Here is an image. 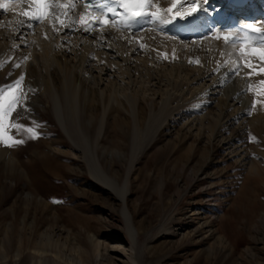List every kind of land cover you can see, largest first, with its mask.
I'll return each instance as SVG.
<instances>
[{"label":"rangeland","instance_id":"1","mask_svg":"<svg viewBox=\"0 0 264 264\" xmlns=\"http://www.w3.org/2000/svg\"><path fill=\"white\" fill-rule=\"evenodd\" d=\"M20 58L19 67L0 65L3 111L19 98L3 120L10 139H0V264H264V129L234 119L209 141L190 130V104L178 100L147 130L159 107L146 93L141 124L131 109L105 115L101 103L92 113L83 101L80 122L66 116L69 135L39 70ZM212 96L208 111L217 113ZM256 114L254 105L249 117ZM229 140L247 153H231ZM89 141L105 172L129 181L135 243L123 203L90 173Z\"/></svg>","mask_w":264,"mask_h":264},{"label":"bare ground","instance_id":"2","mask_svg":"<svg viewBox=\"0 0 264 264\" xmlns=\"http://www.w3.org/2000/svg\"><path fill=\"white\" fill-rule=\"evenodd\" d=\"M137 2L0 0L7 5V10L0 7V65L10 61L17 66V58L22 57L20 62L27 70H39L40 90L52 96L54 111L69 135L66 116L71 113L80 122L83 101H90L92 113L101 103L105 115L114 109H131L141 124L146 93L158 96L152 104L159 107L150 116L147 130L178 100L190 104L185 115L190 130L209 141L228 128L220 132V126L234 119L240 128L264 129V58L260 55L264 43L254 35L241 40L247 34H264V9L242 11L228 0H151V6L139 9ZM37 3L45 13L42 21L24 15L33 12ZM123 4H129L130 10ZM195 16L198 20L193 23L190 20ZM231 16H239L240 24L228 29ZM186 25L194 28L182 31ZM188 31L193 34L187 35ZM210 94L215 97L217 113L208 111ZM254 105L257 114L249 117ZM226 142L231 153L243 155L244 147L238 141ZM87 150L92 177L123 203L122 214L135 243L137 231L127 204L129 181L121 184L105 172L90 141ZM7 154L17 161L13 153ZM38 263L49 264L44 257Z\"/></svg>","mask_w":264,"mask_h":264},{"label":"snow or ice","instance_id":"3","mask_svg":"<svg viewBox=\"0 0 264 264\" xmlns=\"http://www.w3.org/2000/svg\"><path fill=\"white\" fill-rule=\"evenodd\" d=\"M57 7L63 8L64 5L62 4H57ZM123 6L125 7L126 10H130V5L129 4H123ZM146 6H151V0H138V2L136 3L135 7L136 8H144ZM0 7L4 8L5 10H7V5L6 4H0ZM72 7H74V5H72ZM41 5L39 3H37L35 5V8L33 10V12H26L24 13V15L26 16H30L32 19H36V20H40L42 21L44 19L45 13L40 11ZM169 11H171V9H168ZM136 15H156L155 13H145V12H136ZM248 27L251 28V25H249ZM254 31L260 32V29H254ZM223 39L225 41H227L229 39V37L225 36L223 37ZM262 43H264V34H262ZM243 52V49L241 50ZM256 50L253 49V52H255ZM260 55L262 58H264V50L260 51ZM198 63V61H196ZM17 67H19V65H17ZM23 80V77H21L20 81H17V86L21 83V81ZM262 84H264V81L261 82ZM19 102V98L12 96L9 101H8V110L7 112L3 111V103H0V139H3L4 143H8V140L10 138L5 139L4 136L6 135L4 133V125H3V120L7 118V115L12 111L13 108H15L16 104ZM14 127H17V129L19 130L20 128H22L23 126L21 125H13ZM26 131L28 132H32V129H26ZM33 135H35L33 133ZM253 139H255V137H253ZM23 141H12V143H22Z\"/></svg>","mask_w":264,"mask_h":264}]
</instances>
